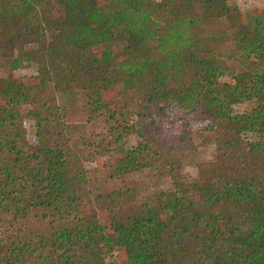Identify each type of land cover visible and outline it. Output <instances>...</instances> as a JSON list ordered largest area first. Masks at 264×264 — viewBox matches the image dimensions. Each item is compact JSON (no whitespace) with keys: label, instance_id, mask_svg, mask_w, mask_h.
Instances as JSON below:
<instances>
[{"label":"trees","instance_id":"16d2710c","mask_svg":"<svg viewBox=\"0 0 264 264\" xmlns=\"http://www.w3.org/2000/svg\"><path fill=\"white\" fill-rule=\"evenodd\" d=\"M233 1L0 0V65L37 73L0 77V264H264V11Z\"/></svg>","mask_w":264,"mask_h":264},{"label":"rangeland","instance_id":"374dc122","mask_svg":"<svg viewBox=\"0 0 264 264\" xmlns=\"http://www.w3.org/2000/svg\"><path fill=\"white\" fill-rule=\"evenodd\" d=\"M232 6H237L242 12L243 22L245 26L250 23L249 16L255 12L264 11V0H235L230 3ZM218 26L224 28L226 26L224 21H219ZM22 77L23 80L30 84L36 81V69L33 66L23 65L19 70L8 72L3 66L0 65V77ZM222 80H228L223 76ZM60 106L67 114V122L69 126L68 136H72L76 129L77 123L85 120L86 117V101L83 95L72 96L62 95L58 97ZM249 104H239L235 106V111H242L246 109ZM25 128L27 131V139L29 143H34V122L26 119ZM192 151H190L185 159L184 172L189 178L196 177V165L198 162L211 160L213 157L212 146L208 145H196ZM107 160L105 158H99L93 162H85L84 167L87 172L88 189L92 194L108 192L113 189L120 188L122 186L121 179H111L104 174ZM124 257L118 252H113L105 257L106 264H123Z\"/></svg>","mask_w":264,"mask_h":264}]
</instances>
